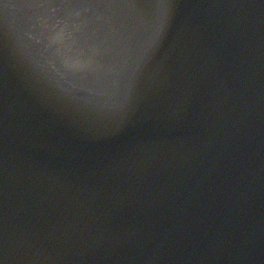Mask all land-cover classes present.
Wrapping results in <instances>:
<instances>
[{
    "label": "water",
    "instance_id": "1",
    "mask_svg": "<svg viewBox=\"0 0 264 264\" xmlns=\"http://www.w3.org/2000/svg\"><path fill=\"white\" fill-rule=\"evenodd\" d=\"M0 264H264V0H0Z\"/></svg>",
    "mask_w": 264,
    "mask_h": 264
}]
</instances>
